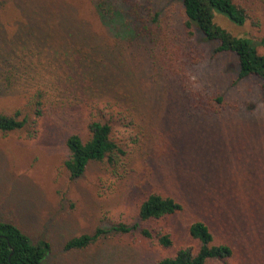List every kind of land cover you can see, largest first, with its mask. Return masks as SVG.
<instances>
[{
	"label": "rangeland",
	"instance_id": "obj_1",
	"mask_svg": "<svg viewBox=\"0 0 264 264\" xmlns=\"http://www.w3.org/2000/svg\"><path fill=\"white\" fill-rule=\"evenodd\" d=\"M236 1L248 21L238 26L222 14L216 21L236 35L264 36V0ZM101 3L117 12V0H0V55L20 64L12 85L2 78L9 87L0 93V108L14 111L44 94L37 126L0 131V220L18 225L34 242L48 241L49 264H152L193 244L188 225L204 218L234 248L229 264H264L258 82L237 80L233 56L204 61L192 79L222 93L226 103L218 113L191 115L174 79L164 78L153 59L149 39L124 35L130 14L122 26L102 24ZM124 5L160 10L176 25L183 19L181 0ZM100 116L113 120L114 139L125 152L114 166L93 162L71 178L66 139L74 132L87 139L88 123ZM151 192L172 194L185 205L151 224L170 230V249L139 234L111 232L117 221H136ZM98 226L109 231L94 245L65 249L68 239Z\"/></svg>",
	"mask_w": 264,
	"mask_h": 264
},
{
	"label": "trees",
	"instance_id": "obj_2",
	"mask_svg": "<svg viewBox=\"0 0 264 264\" xmlns=\"http://www.w3.org/2000/svg\"><path fill=\"white\" fill-rule=\"evenodd\" d=\"M117 3L116 13L106 9L103 3L99 5L101 23L122 26V17L130 14L129 29L124 30V35L130 38L124 37L149 39L153 59L160 63L164 78L174 79L185 110L191 115L215 114L225 106L222 93L211 91L200 79H192L196 66L225 56L234 57V72L238 81L258 82L264 101V36L236 35L216 21V16L222 14L233 24L243 26L249 14L241 3L236 0H181L183 19L178 25L164 18L160 10L146 12L134 5L127 8L124 5L126 0H117ZM0 56L1 93L9 87L4 85L2 78L12 85L20 64L13 63L9 55ZM89 57L87 52L85 59L89 60ZM88 67L85 65L83 70L89 71ZM43 98L44 94L38 92L23 107L14 111L0 108V131L5 134L23 132L37 126L38 120L44 116ZM87 129V139L77 132L66 139L70 155L65 167L71 178L82 176L93 162L114 166L119 155L125 152L114 139L111 118L96 117L88 123ZM184 209L183 202L174 195L151 192L140 203L137 220L117 221L112 225L111 232L139 234L157 241L162 248L170 249L174 245L170 230L152 227L151 224L175 216ZM108 231L98 226L93 233L75 235L66 241L65 249H86L106 236ZM187 235L193 244L180 247L173 255L152 264H229L235 255L232 245L218 239L211 224L204 218L191 221ZM49 249L48 241L34 242L18 225L0 220V264H49L46 261Z\"/></svg>",
	"mask_w": 264,
	"mask_h": 264
}]
</instances>
